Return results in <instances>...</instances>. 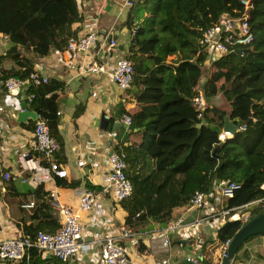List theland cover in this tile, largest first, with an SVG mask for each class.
Returning <instances> with one entry per match:
<instances>
[{"label": "trees", "instance_id": "trees-1", "mask_svg": "<svg viewBox=\"0 0 264 264\" xmlns=\"http://www.w3.org/2000/svg\"><path fill=\"white\" fill-rule=\"evenodd\" d=\"M132 1L128 22L134 31L125 56L132 61L134 73L131 86L124 90L135 105L125 110L131 118L129 130L113 148L125 153V173L132 190L118 200L100 184L86 180V188L110 198L112 213L123 212L119 224L132 231L149 220L168 222L175 206L187 203L195 190L207 196L220 178L239 184L227 207L258 198L264 202V0H251L249 21L254 38L243 53L222 54L210 64L205 63L200 42L202 30L223 11L239 15L240 0ZM136 7L143 12L137 20L131 15ZM82 17L76 0H0V31L10 41L0 54V80L8 75L24 77L35 57L63 50L68 38L77 33L71 24ZM5 59L18 66L6 68ZM61 86L62 82L50 78L26 89L33 93L29 105L47 119L59 144L56 158L64 144L56 113ZM199 90L206 99L216 97L220 103L207 102L198 118L192 98ZM224 131L230 135L219 138ZM135 133L140 134L139 140L125 143ZM9 181H3L6 187ZM57 182L79 184L65 178ZM32 193V205L23 206L27 201L20 205L34 220L23 225L22 234L34 238L38 230H57L60 222L51 213L42 183ZM262 211L264 207H254L248 219ZM241 224L227 220L219 229V238L225 241ZM15 264L69 263L42 257L40 249L30 245Z\"/></svg>", "mask_w": 264, "mask_h": 264}, {"label": "crops", "instance_id": "crops-1", "mask_svg": "<svg viewBox=\"0 0 264 264\" xmlns=\"http://www.w3.org/2000/svg\"><path fill=\"white\" fill-rule=\"evenodd\" d=\"M76 3L83 17L82 20L71 24L72 30L77 32L85 27L88 15L94 10L98 17L99 31L104 30L103 39L111 36L117 39L116 47L107 53V57L110 59L116 54L126 55L131 42L129 34L131 26L128 22L130 9L127 8L125 0H76ZM142 13L136 7L131 15H135L137 20ZM4 36L5 34L0 31V40L7 37ZM7 43L0 54L5 52L10 41ZM102 50L100 44H96L86 52L80 51L74 59V68L65 63L69 57L65 50L60 52H56L55 49L49 50L44 56L35 57L32 61L33 66L40 63L44 65L50 78L62 82L58 90L56 113L64 144L61 154L58 158L55 156V160L66 169V176L55 175L38 180L34 178L30 167L25 168L19 153L29 146L34 115L27 113L18 118L20 110L12 113L5 104V90L0 85V106L6 108L0 111V123L2 120L5 122V127L0 125V178L5 170H10L13 176L8 182V187L4 185L3 178L0 183V240L21 234L24 224L34 222L26 214L28 210L20 205V201L34 200L32 190L37 184L42 183V190L47 192L52 207L51 213L55 217L53 211L56 210V203L73 207L78 205V198L86 189V180L102 185V172L107 166V155L113 150L117 140L129 130V125L122 117L135 105L132 97L117 86L108 72L76 74L79 62L87 59L97 60L100 56H105ZM3 63L6 68L18 66L7 59ZM19 92L17 98L21 100L22 91ZM24 101L25 108L35 112L29 105L30 101L26 98ZM209 101L220 103V99L217 100L216 97L207 98L206 103ZM75 112L78 113L75 115ZM139 137L138 133L130 134L125 143L139 140ZM30 152L28 165L37 162L36 154L31 150ZM79 157L86 160L84 165H78ZM23 177L26 180H22ZM64 178L68 181H79V184L65 186L57 182ZM228 199L219 192L212 191L206 196L202 208L188 204L175 206L170 219L181 217L183 222L170 231L171 242L168 250L162 249L158 244V237L166 222L147 221L121 240L131 264H156L167 256L169 262L165 264H191L187 257L192 256L205 259L210 264H218L224 243L219 238V229L227 220H236L230 218L229 213H222ZM259 202L260 200L253 201L252 205ZM81 214L84 224L82 245L71 264H95L101 239L108 233L120 231L122 224H119L118 220L123 217V212L118 210L117 216L113 214L111 199L97 192L92 208ZM235 261L264 264V234H254L243 241L237 250ZM15 263L12 260L0 259V264Z\"/></svg>", "mask_w": 264, "mask_h": 264}, {"label": "built area", "instance_id": "built-area-1", "mask_svg": "<svg viewBox=\"0 0 264 264\" xmlns=\"http://www.w3.org/2000/svg\"><path fill=\"white\" fill-rule=\"evenodd\" d=\"M242 10L239 15H231L228 12H221L217 19L210 25L202 30L200 42L206 52L205 62L209 63L217 58L219 55L235 52L242 54L243 50L238 53L237 48H244L245 45L250 43L254 38V33L251 30L249 21V9L253 3L251 0H240ZM128 9L131 8L133 1L125 0ZM86 19V26L81 28L73 36L67 40L66 46L63 50L69 55L65 62L71 68L75 67L74 59L78 56L80 51L86 52L92 46L100 44L103 49L102 52L105 56L97 60L87 59L78 63L76 74L88 75L97 74L100 72H108L111 79L121 89L131 86L133 79L134 66L132 61L125 55L107 57V53L116 47L117 39L113 36L101 41L98 40L99 27L97 13L90 12ZM133 28H129V34L132 36ZM5 35L4 37H6ZM131 38V37H130ZM8 36L0 40V53L7 45ZM60 50V51H63ZM57 51L56 52H60ZM101 52V54H102ZM50 76L45 66L37 64L32 67L28 74L24 77L15 75H8L0 80V83L5 90V104L14 113L16 110H24L25 106H21V100L17 98V94L21 90L22 97L29 101L33 98V93H27L28 86H39L42 83L49 82ZM17 88V93H13L12 89ZM22 98V99H23ZM23 99V100H24ZM193 103L197 110V117H201L203 110L206 106V99L201 90L193 96ZM5 106H0V111L5 110ZM8 110V109H7ZM35 118L32 126V136L29 140V150H22L19 153V158L23 160L25 168L30 167L33 170L34 178L47 179L53 176H66V169L62 167L55 160V153L59 149V144L55 137L51 134L47 119L40 113L35 111ZM122 120L129 125L131 118L128 114H124ZM1 127H5V122L2 120ZM240 127H244L241 124ZM230 135L228 131L221 132L219 138H224ZM118 144V141L117 143ZM36 154L37 162L28 165V155ZM107 166L102 172V185L103 188L110 189L113 196L118 200H123L131 194L132 184L130 179L125 173L126 160L123 150H115L109 152L107 155ZM78 165H84L86 160L82 157L78 158ZM2 178L8 180L13 178L10 170L2 172ZM0 178V183L2 182ZM22 180H26L25 177ZM238 183L227 178H220L212 185L214 193L219 192L227 198L234 195V189L238 187ZM264 188V182L262 183ZM96 193L86 188L78 198V205L73 207L64 203H56V210L59 213L60 227L55 231L38 230L31 238L29 235L22 233L15 236L6 237L0 240V259H8L17 262L26 254V249L30 245L37 246L42 257H55L63 262L71 264L75 260V256L82 245L83 237V220L82 212L88 211L92 208ZM261 198L243 203L239 206H230L222 210V213H229L232 219L240 220L242 223L248 219V211L244 209L253 203L259 201ZM206 201V194L201 190H195L187 203L189 206L195 208H202ZM32 205V202L23 204L25 207ZM245 213L247 215H245ZM183 222L181 217L170 219L165 223L159 235V246L168 250L171 238L170 231L178 227ZM133 231L130 227L122 225L118 233H108L101 239V247L99 249L98 257L95 264H131L129 257L126 254V248L122 244L123 238L131 235ZM227 238L223 243V249L229 242ZM200 241V240H199ZM191 264H199L195 256L187 257ZM169 262V257H163L156 264H165ZM232 264H247L243 261H234Z\"/></svg>", "mask_w": 264, "mask_h": 264}, {"label": "water", "instance_id": "water-1", "mask_svg": "<svg viewBox=\"0 0 264 264\" xmlns=\"http://www.w3.org/2000/svg\"><path fill=\"white\" fill-rule=\"evenodd\" d=\"M103 35H104V30H100L98 36L99 41L103 40ZM242 50H243L242 48L236 49L238 53H240ZM132 90L133 91L136 90L135 85H133ZM17 91H18L17 88L12 89L13 93H17ZM21 106H25V101L23 99H21ZM27 113H31L32 115H34L33 118H35V112H31L26 108L24 110H20L17 114V117L21 118V116L23 117ZM104 122L102 123L104 124ZM53 212L54 214H56V217L59 218L60 215L58 211L54 210ZM258 233L264 234V211L247 219L235 230V232L231 235L228 244L223 249L218 264H232L236 259V253L240 244L250 236Z\"/></svg>", "mask_w": 264, "mask_h": 264}, {"label": "rangeland", "instance_id": "rangeland-1", "mask_svg": "<svg viewBox=\"0 0 264 264\" xmlns=\"http://www.w3.org/2000/svg\"><path fill=\"white\" fill-rule=\"evenodd\" d=\"M206 67L207 66H205L204 67V69L206 70ZM256 206H261V207H264V202H262V203H257V205H249L247 208H245L244 210L245 211H248V213H249V216H250V214H251V210L254 208V207H256Z\"/></svg>", "mask_w": 264, "mask_h": 264}]
</instances>
